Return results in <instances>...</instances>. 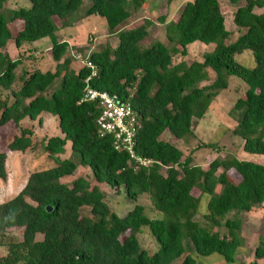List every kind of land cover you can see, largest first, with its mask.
I'll return each instance as SVG.
<instances>
[{
  "label": "trees",
  "instance_id": "16d2710c",
  "mask_svg": "<svg viewBox=\"0 0 264 264\" xmlns=\"http://www.w3.org/2000/svg\"><path fill=\"white\" fill-rule=\"evenodd\" d=\"M28 1L27 6L11 9L5 19V0H0V127L12 122L17 129L5 145L11 152L35 148L31 129L20 125L24 118L40 122L42 113L55 115L61 135L39 140L53 164L30 171L22 187L0 202V246L5 249L0 264H194L183 244L199 254L215 252L233 261L242 243L240 213L264 203V164L226 154L202 167L191 162L192 150L185 154L161 135L167 131L172 140L189 137L191 119L203 117L212 98L227 86V76L235 75L246 87L232 104L230 112L239 114L232 133L242 139L243 150L264 155V9L254 11L264 6V0L243 4L227 0L236 4L231 20L239 31L230 41L218 0H186L164 26L166 40L147 45L143 39L150 19L123 27L146 0H89L81 13L82 0ZM92 14L103 20L116 43L90 50L84 57L95 70L88 83L130 103L139 120L133 150L152 159L148 166L134 168L128 153L114 148L110 134L97 132L96 103L79 101L90 69L83 64L74 71L70 68L73 59L65 53L67 42L55 32ZM11 22L17 24L14 32ZM42 38L50 43L52 69L31 63V69L16 74L21 58L34 56V48L23 50L21 44ZM9 40L18 51L15 58L4 52ZM193 41L213 46L202 52L199 62H173L174 55H186V46ZM243 50L252 56L250 67L233 57ZM208 69L210 83L198 85L208 79ZM55 79L57 85H52ZM67 141L77 162L57 155ZM5 159L6 152L0 151L1 181L6 180ZM78 164L90 170L92 183L82 176L62 180ZM229 170L238 175L236 181ZM101 183L116 193L122 186L131 206L117 215L106 203ZM143 193L152 209L161 213L159 218L148 217L136 203ZM203 194L205 210L202 220L196 221ZM141 226H147L158 243L151 254L139 245ZM9 228L19 229V236L8 234ZM258 238L253 256L264 258V238Z\"/></svg>",
  "mask_w": 264,
  "mask_h": 264
},
{
  "label": "rangeland",
  "instance_id": "374dc122",
  "mask_svg": "<svg viewBox=\"0 0 264 264\" xmlns=\"http://www.w3.org/2000/svg\"><path fill=\"white\" fill-rule=\"evenodd\" d=\"M186 0H146L142 8L125 22L123 27H130L138 24L142 18H147L152 21L151 26L147 30V35L143 39V44L147 45L154 40L164 42L165 39V24L172 18H174L180 9L183 2ZM243 0H240L236 4H243ZM89 0H82L78 12H82L88 5ZM220 12L223 15V23L226 30L230 32L226 41L233 40L239 34V31L235 28L231 20V13L234 10L236 4H231L227 0H218ZM28 0H5L3 5V16L8 19L11 9L18 6H27ZM264 9L254 8L255 12H260ZM159 17H163V22L158 20ZM58 24L57 19H55ZM10 27L14 32L17 24L11 22ZM55 35L57 38L64 39L67 42L66 54L72 57L70 68L74 71L81 64L84 57L90 50H96L102 48L104 45L114 46L116 43L115 35L108 34L103 20L95 14L86 16L71 26L59 28ZM48 38H42L31 43H22L21 48H34V56L21 58L19 65L15 68V73L18 74L21 69H31L32 65H36L41 69H52L54 62L48 52L49 47ZM212 43H203L199 41H193L187 44V53L185 56L174 55L172 57L173 62H177L181 59L187 61H201V54L204 51L211 50ZM4 52L10 58L18 56V51L14 47L12 40H9L4 48ZM78 56V58H75ZM244 66L250 67L253 65V59L248 50H243L240 53L233 55ZM208 79L199 82L198 85H207L211 81L212 72L208 69ZM58 80L55 79L52 85H57ZM17 87V80L12 85V88ZM246 85L242 79L235 75L227 76V86L221 89L217 95H215L207 106V109L203 117L191 119L192 133L189 137L180 140H172L170 133L165 131L162 133V138L171 141L177 148L183 153L187 154L191 152L192 163L198 164L202 167L206 166V163L213 157H223L224 155L233 156L237 159L249 160L255 163L264 164V155L254 154L247 152L241 148L242 139L232 133V128L236 123L239 116L238 112L232 114L231 108L234 100L243 94ZM0 92L3 91L0 89ZM20 125L23 127H29L32 131V139L35 143V148L32 150H25L23 152H11L6 149V143L10 140L12 134L17 133V129L13 126L12 122L6 123L0 127V151L6 152L5 169L6 180H0V202L12 197L24 184L27 174L35 169H42L49 167L53 164L52 160L47 158L39 146V140L42 137H48L51 135H61L57 126V118L55 115L49 113H42L40 122L37 119L24 118L20 121ZM204 143H212L214 147L202 146ZM196 145H200L196 147ZM195 147V148H194ZM59 157H68L72 161L77 162V153L70 148L67 141L61 151L57 154ZM229 176L236 181L238 175L233 171H228ZM82 176L90 183H92L93 177L90 170L83 165H77L75 172L67 177L62 178L63 181H70L74 177ZM99 188L105 193V201L109 208L113 210L117 215L123 213L128 207L131 206V202L125 197L122 186L119 187V191L112 192L104 184H98ZM194 195L197 194V190H193ZM207 196L201 195L197 204V213L193 219L201 221V213L205 210ZM136 203L143 206V212L145 215L151 218H159L161 213L153 210L150 205L148 195L140 194L136 199ZM86 212V210H85ZM240 228L238 231L239 236L242 238L241 246L236 249L233 261H225L223 257L218 253L199 254L184 245V253L190 254L194 258V264H240L244 262L246 264H264V258H256L253 256V247L258 243L261 236L264 238V203L256 204L251 210L240 213ZM8 234L11 236H19V229L9 228ZM7 237V236H6ZM4 236V238L6 239ZM138 242L141 248L145 250L147 254H151L158 247V243L149 234L147 226H141L138 231ZM264 241V240H263ZM5 253L3 246H0V255Z\"/></svg>",
  "mask_w": 264,
  "mask_h": 264
},
{
  "label": "built area",
  "instance_id": "2783aa9c",
  "mask_svg": "<svg viewBox=\"0 0 264 264\" xmlns=\"http://www.w3.org/2000/svg\"><path fill=\"white\" fill-rule=\"evenodd\" d=\"M82 64L89 67L90 73L83 80L84 87L79 101L96 103L98 111L95 124L99 135L110 134L114 148L126 151L134 168L151 164V158L139 156L133 150L134 134L139 127V120L130 103L119 100L114 93L91 87L88 80L95 75L94 67L86 59L82 60Z\"/></svg>",
  "mask_w": 264,
  "mask_h": 264
},
{
  "label": "water",
  "instance_id": "95a60500",
  "mask_svg": "<svg viewBox=\"0 0 264 264\" xmlns=\"http://www.w3.org/2000/svg\"><path fill=\"white\" fill-rule=\"evenodd\" d=\"M45 209H46V210H50V207H49V206H46Z\"/></svg>",
  "mask_w": 264,
  "mask_h": 264
}]
</instances>
